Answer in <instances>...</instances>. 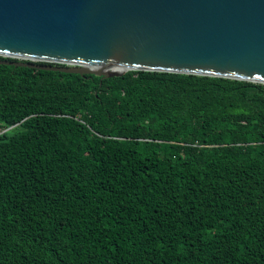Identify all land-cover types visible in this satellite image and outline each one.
I'll use <instances>...</instances> for the list:
<instances>
[{
    "label": "trees",
    "instance_id": "trees-1",
    "mask_svg": "<svg viewBox=\"0 0 264 264\" xmlns=\"http://www.w3.org/2000/svg\"><path fill=\"white\" fill-rule=\"evenodd\" d=\"M0 264H264V85L0 64Z\"/></svg>",
    "mask_w": 264,
    "mask_h": 264
},
{
    "label": "water",
    "instance_id": "water-1",
    "mask_svg": "<svg viewBox=\"0 0 264 264\" xmlns=\"http://www.w3.org/2000/svg\"><path fill=\"white\" fill-rule=\"evenodd\" d=\"M0 64L264 85V0H0Z\"/></svg>",
    "mask_w": 264,
    "mask_h": 264
},
{
    "label": "bare ground",
    "instance_id": "bare-ground-1",
    "mask_svg": "<svg viewBox=\"0 0 264 264\" xmlns=\"http://www.w3.org/2000/svg\"><path fill=\"white\" fill-rule=\"evenodd\" d=\"M113 70H115V71H125V70H127L128 68H115V67H113L112 68Z\"/></svg>",
    "mask_w": 264,
    "mask_h": 264
}]
</instances>
